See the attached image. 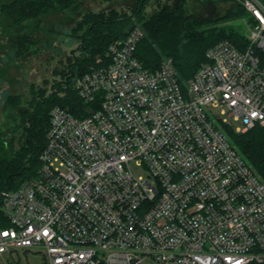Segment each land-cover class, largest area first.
<instances>
[{
    "label": "built area",
    "instance_id": "1",
    "mask_svg": "<svg viewBox=\"0 0 264 264\" xmlns=\"http://www.w3.org/2000/svg\"><path fill=\"white\" fill-rule=\"evenodd\" d=\"M248 46L221 41L184 84L172 59L136 56L135 26L79 77L89 106L55 107L36 177L2 194L10 227L0 257L43 252L47 264H261L264 183L226 135L264 126V3ZM137 162L147 176H136Z\"/></svg>",
    "mask_w": 264,
    "mask_h": 264
},
{
    "label": "trees",
    "instance_id": "2",
    "mask_svg": "<svg viewBox=\"0 0 264 264\" xmlns=\"http://www.w3.org/2000/svg\"><path fill=\"white\" fill-rule=\"evenodd\" d=\"M232 2L234 10L212 20L186 14L181 4L176 9L162 8L148 17L146 10L150 0H137V8L132 14L117 10L88 12L79 28L82 31L78 37L80 56L69 65L63 80L54 85L50 94L43 90L33 92L17 126L11 129V133H17L19 146H15L14 140L7 142L0 132V229L11 225L2 210V194L19 188L38 174L41 155L47 145L52 109L61 107L80 117L89 114V106L80 98L75 82L98 66L99 58L102 62L106 60L109 47L125 39L136 26V20L141 23L145 34L138 45L137 58L150 71L158 70L164 60L172 59L179 80L184 84L206 63L207 51L219 42L227 40L241 50L247 48L246 35L223 24L242 17L253 23L244 7ZM72 4V0H12L0 5V24L5 21L20 30L22 37L17 51L22 52L20 50H27L29 41H32L28 33L36 31L32 23L48 14L66 10ZM259 54L264 59V53ZM8 104L17 108L22 102L9 97ZM224 130L264 183V126L258 125L244 134L236 133L229 126Z\"/></svg>",
    "mask_w": 264,
    "mask_h": 264
},
{
    "label": "rangeland",
    "instance_id": "3",
    "mask_svg": "<svg viewBox=\"0 0 264 264\" xmlns=\"http://www.w3.org/2000/svg\"><path fill=\"white\" fill-rule=\"evenodd\" d=\"M11 1L0 0V5ZM72 1L70 8L48 14L32 23L36 31L28 33L32 41H29L27 50H20L22 52L17 51V44L22 37L20 30L5 21L0 24V132L7 142L14 140L16 147L19 146L17 133H11V129L17 126L20 114L29 105L33 92L43 90L45 94H50L54 85L63 80L69 65L80 56L78 37L82 33L79 28L84 16L90 11L111 10L132 14L137 8V0ZM180 4L186 14L207 20L218 19L234 10L232 0H150L147 15L150 17L162 8L176 9ZM134 24L141 26L137 20ZM223 24L233 26L246 36L252 25L245 17ZM9 97H16L22 104L17 108L11 107L8 104ZM239 125L235 122L233 128ZM131 168L136 176H147L145 168L137 162H133ZM0 264L47 263L43 252L18 250L0 257Z\"/></svg>",
    "mask_w": 264,
    "mask_h": 264
}]
</instances>
